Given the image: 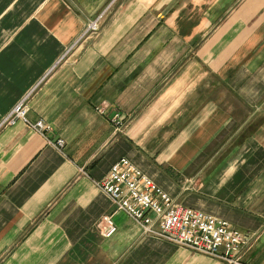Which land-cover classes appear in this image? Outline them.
I'll return each instance as SVG.
<instances>
[{
    "label": "crops",
    "instance_id": "0c3cea01",
    "mask_svg": "<svg viewBox=\"0 0 264 264\" xmlns=\"http://www.w3.org/2000/svg\"><path fill=\"white\" fill-rule=\"evenodd\" d=\"M23 100L44 130H0V264H224L116 209L121 159L264 264V0H0V121Z\"/></svg>",
    "mask_w": 264,
    "mask_h": 264
},
{
    "label": "built area",
    "instance_id": "2783aa9c",
    "mask_svg": "<svg viewBox=\"0 0 264 264\" xmlns=\"http://www.w3.org/2000/svg\"><path fill=\"white\" fill-rule=\"evenodd\" d=\"M98 29L97 20L89 22L80 39L96 34ZM27 111L26 100H23L0 122V129L22 120L41 134L44 130L42 121L29 124ZM98 112L103 114V109ZM112 123L118 131L126 126L118 116L112 119ZM54 145L60 150L64 142L58 140ZM98 188L118 211L140 225L145 233L225 264H247L241 257L242 246L248 242L246 235L232 229L225 221L175 204L128 160L121 159L114 164L108 175L98 183ZM99 226L106 237L116 231L108 216L101 219Z\"/></svg>",
    "mask_w": 264,
    "mask_h": 264
},
{
    "label": "rangeland",
    "instance_id": "374dc122",
    "mask_svg": "<svg viewBox=\"0 0 264 264\" xmlns=\"http://www.w3.org/2000/svg\"><path fill=\"white\" fill-rule=\"evenodd\" d=\"M26 107H27V106H26ZM6 116H7V115H6ZM6 116H5V117H6ZM5 117H4V118H5ZM4 118H3V119H4ZM3 119H2V120H3ZM2 120H1V121H2ZM1 121H0V122H1ZM3 128H5V127H3ZM3 128H1V129H3ZM1 129H0V130H1ZM171 244H172V243H171ZM176 246H177V245H176ZM178 247H179V246H178ZM181 248H182V247H181ZM217 260H218V259H217ZM219 261H220V260H219ZM223 263H224V262H223ZM224 264H225V263H224Z\"/></svg>",
    "mask_w": 264,
    "mask_h": 264
},
{
    "label": "bare ground",
    "instance_id": "6f19581e",
    "mask_svg": "<svg viewBox=\"0 0 264 264\" xmlns=\"http://www.w3.org/2000/svg\"><path fill=\"white\" fill-rule=\"evenodd\" d=\"M27 100V99H26Z\"/></svg>",
    "mask_w": 264,
    "mask_h": 264
}]
</instances>
